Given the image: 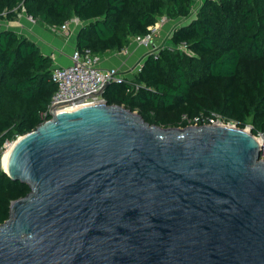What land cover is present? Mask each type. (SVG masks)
<instances>
[{
	"label": "water",
	"instance_id": "1",
	"mask_svg": "<svg viewBox=\"0 0 264 264\" xmlns=\"http://www.w3.org/2000/svg\"><path fill=\"white\" fill-rule=\"evenodd\" d=\"M53 110L2 170L30 191L0 224V264H264L251 128H162L104 100Z\"/></svg>",
	"mask_w": 264,
	"mask_h": 264
},
{
	"label": "trees",
	"instance_id": "2",
	"mask_svg": "<svg viewBox=\"0 0 264 264\" xmlns=\"http://www.w3.org/2000/svg\"><path fill=\"white\" fill-rule=\"evenodd\" d=\"M194 2L0 0V22L14 21L22 12L49 27L76 18L84 24L76 49L100 57L145 36L161 17L188 18ZM181 43L184 50L177 48ZM164 46L149 54L131 79L109 84L102 94L104 102L162 128L220 120L239 129L250 126L253 136L264 138V0H202L195 17L175 27ZM51 65L50 57L29 39L0 30V148L42 123L41 114L55 92ZM2 169L0 224L7 220L11 202L30 191Z\"/></svg>",
	"mask_w": 264,
	"mask_h": 264
},
{
	"label": "built area",
	"instance_id": "3",
	"mask_svg": "<svg viewBox=\"0 0 264 264\" xmlns=\"http://www.w3.org/2000/svg\"><path fill=\"white\" fill-rule=\"evenodd\" d=\"M166 21L165 17L159 18L154 25L148 27V33L145 36H136L131 39L130 43L134 42L143 46L150 45L160 26ZM69 24L77 26L81 22L76 18H72L58 27V29L65 32ZM127 47L122 50L124 53ZM164 47V45L158 46L150 54H157ZM177 48L178 50H184L185 45L181 43ZM167 49L171 51L173 48L168 47ZM98 62L99 56L92 54L89 50L80 51L75 49L70 56V64L68 66L52 69L50 80L55 85V92L51 97L46 112L41 114L42 122L49 119L48 113L51 107H54L53 112L57 113L72 111L82 106L101 102L103 101L102 96H98L97 93L103 86L111 83H121L124 80L122 75L114 68L107 70L98 69ZM141 65L142 63L134 68L133 75L140 71ZM135 88L137 89V86ZM192 125L197 124L193 123ZM10 144L12 143L6 142L0 148L1 154L7 150ZM262 157H264L263 154L260 158Z\"/></svg>",
	"mask_w": 264,
	"mask_h": 264
},
{
	"label": "crops",
	"instance_id": "4",
	"mask_svg": "<svg viewBox=\"0 0 264 264\" xmlns=\"http://www.w3.org/2000/svg\"><path fill=\"white\" fill-rule=\"evenodd\" d=\"M3 22V21H2ZM171 20L164 22L151 44L143 46L130 43L126 52H109L99 57L97 68L100 70L116 69L124 79L133 77L134 68L144 62L145 58L154 50V47L167 45L168 39L176 25ZM1 23V22H0ZM81 25V24H80ZM69 24L67 30L61 31L58 27H49L36 20H32L25 13L18 14L14 21H6L0 28L7 29L24 36L33 42L42 55L50 57L51 69L65 67L70 64V56L76 49V37L79 26Z\"/></svg>",
	"mask_w": 264,
	"mask_h": 264
},
{
	"label": "rangeland",
	"instance_id": "5",
	"mask_svg": "<svg viewBox=\"0 0 264 264\" xmlns=\"http://www.w3.org/2000/svg\"><path fill=\"white\" fill-rule=\"evenodd\" d=\"M201 1L202 0H195V2H194V5H193V7H192V12H191V14H190V16L188 17V18H186V19H177V20H173V22H172V25L174 24V25H176V26H181V25H184V24H187L190 20H192L194 17H195V15H196V13H197V9L199 8V6H200V3H201ZM0 25H1V27H2V25L4 26L5 25V21H3V22H1L0 23ZM154 48H158V47H154ZM151 53V52H150ZM149 55V54H148ZM220 122V120H215V121H212L211 123H208V124H213V123H216V122ZM230 124H232V123H230ZM232 125H234V124H232ZM247 128H251L250 126H247L246 127V129ZM256 138H261V140H262V144L264 143V138L262 137V136H255ZM16 140V139H15ZM14 140V141H15ZM13 141V142H14ZM13 142H11V143H13ZM264 150V147H262L261 148V151H263ZM6 151V150H5ZM4 151V152H5ZM4 152H3V154H1V158H0V167H1V169H2V166H1V162L3 163V157H4ZM2 159V160H1ZM261 159H264V157H262ZM3 170V169H2Z\"/></svg>",
	"mask_w": 264,
	"mask_h": 264
},
{
	"label": "bare ground",
	"instance_id": "6",
	"mask_svg": "<svg viewBox=\"0 0 264 264\" xmlns=\"http://www.w3.org/2000/svg\"><path fill=\"white\" fill-rule=\"evenodd\" d=\"M216 123H217V125H220V122H216ZM256 140H257L258 144H262L261 138L260 139L256 138ZM11 147H12V144L9 145V148L5 151L6 153L4 152L5 154H4L3 163H2L3 170L6 169L7 158H8Z\"/></svg>",
	"mask_w": 264,
	"mask_h": 264
}]
</instances>
